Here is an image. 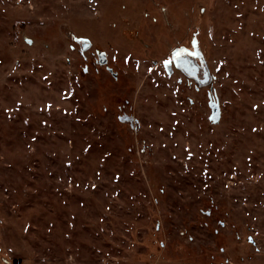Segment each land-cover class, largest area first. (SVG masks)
<instances>
[{
    "label": "rangeland",
    "instance_id": "rangeland-1",
    "mask_svg": "<svg viewBox=\"0 0 264 264\" xmlns=\"http://www.w3.org/2000/svg\"><path fill=\"white\" fill-rule=\"evenodd\" d=\"M0 264H264V0H0Z\"/></svg>",
    "mask_w": 264,
    "mask_h": 264
},
{
    "label": "flooded vegetation",
    "instance_id": "flooded-vegetation-1",
    "mask_svg": "<svg viewBox=\"0 0 264 264\" xmlns=\"http://www.w3.org/2000/svg\"><path fill=\"white\" fill-rule=\"evenodd\" d=\"M89 48H90V43L88 42L81 43V50L86 51ZM181 51H182V55L180 59H177L175 54ZM100 53L102 52L96 51L97 60H98V55ZM167 62L168 63L164 62V66L166 68V71L169 72V74L174 71H179L187 79L194 82L197 87L198 86L205 87L209 85L211 83V80L213 79V77L210 76L209 74L208 67L206 66L202 58L199 56V54L189 50L188 48H178L172 54L171 59L168 60ZM126 119H127L126 121L131 120L128 117H126Z\"/></svg>",
    "mask_w": 264,
    "mask_h": 264
},
{
    "label": "water",
    "instance_id": "water-1",
    "mask_svg": "<svg viewBox=\"0 0 264 264\" xmlns=\"http://www.w3.org/2000/svg\"><path fill=\"white\" fill-rule=\"evenodd\" d=\"M98 62L100 65H105L107 60H106V55L102 52L98 55ZM109 72H111L110 69H108ZM209 98V103H208V106L211 110V120L214 121V122H217L220 118V108H219V105H218V102L217 100L214 101L212 100L211 96L209 95L208 96ZM126 118H120V121L122 122H126Z\"/></svg>",
    "mask_w": 264,
    "mask_h": 264
},
{
    "label": "snow or ice",
    "instance_id": "snow-or-ice-1",
    "mask_svg": "<svg viewBox=\"0 0 264 264\" xmlns=\"http://www.w3.org/2000/svg\"><path fill=\"white\" fill-rule=\"evenodd\" d=\"M181 55H182V51L175 54L177 59H180ZM165 63H168V62L166 61Z\"/></svg>",
    "mask_w": 264,
    "mask_h": 264
}]
</instances>
